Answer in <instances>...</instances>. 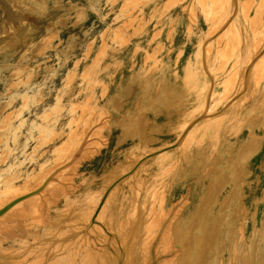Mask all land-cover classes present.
<instances>
[{
  "label": "rangeland",
  "instance_id": "obj_1",
  "mask_svg": "<svg viewBox=\"0 0 264 264\" xmlns=\"http://www.w3.org/2000/svg\"><path fill=\"white\" fill-rule=\"evenodd\" d=\"M243 1L0 0V264H186L180 204L219 177L202 264H264V0Z\"/></svg>",
  "mask_w": 264,
  "mask_h": 264
},
{
  "label": "bare ground",
  "instance_id": "obj_2",
  "mask_svg": "<svg viewBox=\"0 0 264 264\" xmlns=\"http://www.w3.org/2000/svg\"><path fill=\"white\" fill-rule=\"evenodd\" d=\"M251 2H254V0H244L243 1V3H242V9L244 10V13H245V16H246V14H248L249 13V11H250V7H251ZM246 4L248 5V7L246 6ZM71 6V5H70ZM233 6L235 7L234 8V10H233V15L234 14H237L238 15V11H239V0H233ZM238 7V8H237ZM260 7V6H259ZM206 11V10H205ZM256 12V11H255ZM243 13V14H244ZM255 19V18H254ZM259 19V18H258ZM224 20V19H223ZM230 20H234V19H231L230 18ZM247 20V19H246ZM224 21H226V20H224ZM253 21V20H252ZM226 23H228V22H226ZM251 24V23H250ZM235 26H236V24H235ZM235 26H234V28H235ZM254 26V25H253ZM236 32L235 31H231L230 33V39L231 38H233L232 37V35L233 34H235V36H236V38L239 40V33H238V29H237V26H236ZM211 31V33H209V36L211 37L214 33H215V31L213 30V34H212V30H210ZM226 32V31H225ZM227 33V32H226ZM209 37V38H210ZM229 37V36H228ZM202 44V46L201 47H203L204 49H207V46L208 47H210V44L207 42V41H205L204 43L202 42L201 43ZM256 44V43H255ZM258 45V44H257ZM260 45V44H259ZM257 47V46H256ZM261 52V51H260ZM252 54V53H251ZM259 56V55H258ZM250 57H252V56H250ZM204 59V58H203ZM202 59V61H204ZM254 56L251 58V61H250V63L252 62V61H254ZM259 60H260V58H259ZM215 61V60H214ZM258 61V60H257ZM262 61V60H261ZM261 61H260V63H261ZM253 63V62H252ZM259 63V64H260ZM208 64V63H207ZM257 64V63H256ZM250 66V65H249ZM260 66V65H259ZM257 67V66H256ZM202 68L207 72H209L210 73V71L208 70L209 68H208V66L204 63L203 65H202ZM258 68V67H257ZM248 70V69H247ZM247 74V73H246ZM70 75V74H69ZM248 76H249V74H248ZM248 76L246 77V79H248ZM256 76H258V77H256V88H258V91L259 92H261L260 94H263V92H262V90H264L263 89V83H264V74H262L261 73V70H260V72H258V74L256 75ZM245 79V80H246ZM12 82H14V81H12ZM66 84V83H65ZM245 84V85H244ZM243 87H245V89L248 87V82L247 83H243ZM254 89V88H253ZM10 90V89H9ZM8 91V90H7ZM255 91V90H254ZM37 93H38V91H37ZM241 93V92H240ZM256 94V93H255ZM254 94V95H255ZM259 94V93H258ZM259 94V95H260ZM238 95V94H237ZM257 95V94H256ZM261 97V96H260ZM259 98V97H258ZM260 99V98H259ZM25 100V99H24ZM260 102V101H259ZM252 103V102H251ZM5 105L3 106H1V111L4 109V107H6V103H4ZM77 106V105H76ZM258 107V106H257ZM23 108V107H22ZM205 110V109H204ZM13 112V111H12ZM206 112V111H205ZM108 113V112H107ZM106 112H105V114H107ZM11 112L9 113V114H7L5 117H6V119H5V123H6V125L8 124V120H10L11 119ZM51 114V113H50ZM109 114V113H108ZM48 115H49V112H48ZM102 115H104V114H102ZM204 115V114H203ZM14 116V115H13ZM47 116V115H46ZM108 116V115H107ZM82 117V116H81ZM102 117V116H101ZM251 117V116H250ZM16 118V117H15ZM14 118V119H15ZM105 118V117H104ZM27 121V120H26ZM12 122V121H11ZM74 122V121H73ZM264 122V121H263ZM3 125V124H2ZM263 126H264V124H263ZM32 128V127H31ZM21 129V128H20ZM8 130V129H7ZM250 130V129H249ZM27 131H30V130H27ZM42 131V130H41ZM57 131V130H56ZM237 131H239V130H237ZM2 132V131H1ZM5 132V131H4ZM32 132V131H31ZM58 132V131H57ZM56 132V133H57ZM256 132V131H255ZM3 134V133H2ZM45 134V133H44ZM253 134V133H252ZM256 134V133H255ZM39 136V135H38ZM55 136V135H54ZM256 136V135H255ZM252 138V137H251ZM2 139V137L0 138V140ZM4 140V139H3ZM49 140V139H48ZM84 140H86V138H84ZM81 142V141H80ZM80 142H79V144H80ZM258 142V141H257ZM83 143V142H82ZM86 143H87V140H86ZM250 143V142H249ZM79 144H78V146H79ZM27 145V144H26ZM84 145V144H83ZM82 145V146H83ZM259 145V144H258ZM238 146V145H237ZM81 147V146H80ZM135 148L136 146H130V148ZM76 149V148H75ZM74 149V150H75ZM162 149V151H165V149H167V148H161ZM17 150V149H16ZM12 151V150H11ZM78 151V150H77ZM81 151V150H80ZM79 151V152H80ZM26 152V151H25ZM130 152V154H131V151H129ZM75 153V152H74ZM77 153V152H76ZM3 155H5V154H3ZM3 155H2V157H3ZM77 155V154H76ZM73 156H74V154H73ZM6 157V156H5ZM4 158V157H3ZM240 160H242L244 163H245V161H246V159H244V157H241L240 159H239V161ZM123 164V161H120L119 163H118V165L117 166H119V164ZM43 164V163H42ZM12 166V165H11ZM106 168H108L107 166H106ZM215 168V167H214ZM4 169V168H3ZM205 170V169H204ZM216 172H217V170H216ZM199 170L198 169H196V168H194V167H188L187 168V173H186V175L185 176H183L180 180H178L176 183H175V185H174V187H173V190H174V188H177L175 191H174V193L176 192V191H178V190H180V188H182L183 186H184V184H185V181L187 180V179H189V178H195V177H197L198 175H199ZM202 173H204V172H202ZM206 173H207V171H206ZM202 175V174H201ZM2 176H4V175H2ZM2 176H0V182L1 181H3V179L5 178H7V177H2ZM200 176V175H199ZM12 179H13V177H11ZM11 179V180H12ZM199 179V178H198ZM240 179H241V177H240ZM229 180H230V178L229 177H226V181L224 182V180H223V178H221V177H219L218 179H214L213 181H212V183H211V185H210V188H209V190H208V192L206 193V194H204V195H202V197H201V200H200V202H198V203H196L195 205L192 203V200L191 201H189L188 202V204L185 206V203H186V201L184 200V201H182L181 202V204H180V207H179V209H181V208H183L184 207V209H183V216H184V219H182V221H184V222H186L188 219H189V217L193 214V211H196L197 210V208H198V212H196L195 214H194V216H193V218L191 219V221H190V229L194 232L193 234H191V236L189 237V238H185V239H183V240H181L182 241V244L180 245V246H182V252H183V254H185L186 255V264H202L203 262H205L206 261V258L208 257L207 256V252H208V250H209V248L211 247V245L213 244V240H214V237H215V234L217 233L216 232V229H215V222H213L212 220H211V218H208L207 217V215H205V212H204V209H205V207L207 206V205H209L211 202H213V201H216L220 196H221V193L223 192V190H224V187L227 185V183L229 182ZM5 181V180H4ZM27 181H29L28 179H27ZM26 183V182H25ZM28 183H30V182H27L26 183V185L28 184ZM6 185V184H5ZM31 185V184H30ZM39 185V184H38ZM9 186L10 185H8V188H9ZM27 186H29V184L27 185ZM235 190H236V205H234L235 206V209H236V212L237 211H241V209H240V205H242V199H241V197H243V192H242V187H241V184H240V182H238V181H236L235 182ZM27 188V187H26ZM35 191V190H34ZM186 191H187V189H186ZM28 192V191H27ZM191 192H192V186L190 185L189 187H188V193H186V195H188V194H190V196H191ZM2 193V191H1V189H0V194ZM235 198V197H234ZM235 201V200H234ZM193 204V205H192ZM232 210V209H231ZM213 212V211H212ZM227 213V212H226ZM210 214V213H209ZM214 214V213H213ZM230 214V213H229ZM236 213H234V215H235ZM238 214V213H237ZM215 215V214H214ZM233 218H234V216H232ZM237 217V216H236ZM221 219V218H220ZM219 219V220H220ZM229 219V218H228ZM220 222V221H219ZM224 223V222H223ZM218 230V229H217ZM196 231L198 232V233H196ZM196 233V234H195ZM173 234H174V237L176 238V235H175V233H174V231H173ZM224 240V239H223ZM222 240V241H223ZM226 241V240H225ZM223 243V242H222ZM224 244H225V242H224ZM223 244V246H225ZM218 245V244H217ZM221 248V247H220ZM222 249V248H221ZM149 251H150V249L148 248V250H147V253L149 254ZM219 251V250H218ZM146 253V254H147ZM149 256V255H148ZM210 257V256H209ZM151 261L150 259H149V257H147V261ZM147 261H146V264H148L147 263ZM221 261V260H220ZM224 261V260H223Z\"/></svg>",
  "mask_w": 264,
  "mask_h": 264
}]
</instances>
